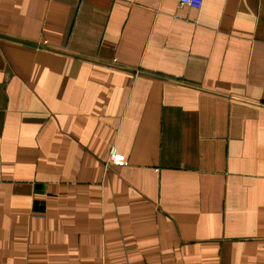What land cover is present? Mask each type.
<instances>
[{
	"label": "crops",
	"instance_id": "1",
	"mask_svg": "<svg viewBox=\"0 0 264 264\" xmlns=\"http://www.w3.org/2000/svg\"><path fill=\"white\" fill-rule=\"evenodd\" d=\"M0 264H264V0H0Z\"/></svg>",
	"mask_w": 264,
	"mask_h": 264
},
{
	"label": "built area",
	"instance_id": "2",
	"mask_svg": "<svg viewBox=\"0 0 264 264\" xmlns=\"http://www.w3.org/2000/svg\"><path fill=\"white\" fill-rule=\"evenodd\" d=\"M180 6H185L194 10L201 8L203 0H178ZM116 156V148L112 147L109 150L108 162H113Z\"/></svg>",
	"mask_w": 264,
	"mask_h": 264
}]
</instances>
